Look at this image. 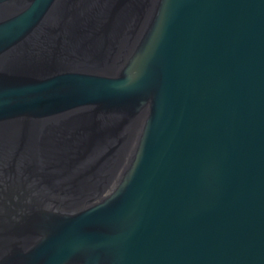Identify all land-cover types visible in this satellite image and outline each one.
<instances>
[{"label":"water","instance_id":"obj_1","mask_svg":"<svg viewBox=\"0 0 264 264\" xmlns=\"http://www.w3.org/2000/svg\"><path fill=\"white\" fill-rule=\"evenodd\" d=\"M0 264H264V0H0Z\"/></svg>","mask_w":264,"mask_h":264}]
</instances>
